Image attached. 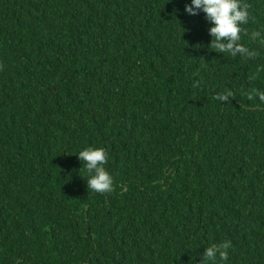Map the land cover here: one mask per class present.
<instances>
[{
  "label": "trees",
  "instance_id": "obj_1",
  "mask_svg": "<svg viewBox=\"0 0 264 264\" xmlns=\"http://www.w3.org/2000/svg\"><path fill=\"white\" fill-rule=\"evenodd\" d=\"M0 264H264V0H0Z\"/></svg>",
  "mask_w": 264,
  "mask_h": 264
}]
</instances>
